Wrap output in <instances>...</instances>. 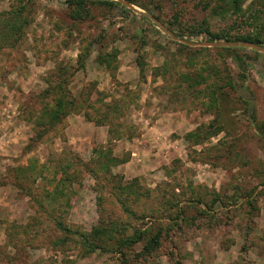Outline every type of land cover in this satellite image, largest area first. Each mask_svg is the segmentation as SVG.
Instances as JSON below:
<instances>
[{"label":"rangeland","instance_id":"obj_1","mask_svg":"<svg viewBox=\"0 0 264 264\" xmlns=\"http://www.w3.org/2000/svg\"><path fill=\"white\" fill-rule=\"evenodd\" d=\"M34 1L33 21L25 29L23 42L16 50H0V264L12 257L18 264H121L111 252L81 256L77 249L64 253L46 248L50 222L36 212L28 195V188L39 196L52 190L51 180L62 176L59 162H68L67 156L91 162L101 155L98 150L120 159L112 164L113 174L127 181L138 179L141 191H149L148 198L132 202L134 209L147 215L143 221L131 218L138 227L150 226L153 211L167 216L152 219L154 228L158 223L166 226L168 215L174 216L177 209L161 213L165 200H182L191 218L198 214V204L183 199L201 195L208 205L220 195L215 204L217 218L209 213L194 222L180 220L170 239L148 261L142 257L140 264H264V194L256 197L264 187V52L246 47L237 55H226L233 78L253 96L255 118L235 90L227 88L226 96L219 91V105L209 109L207 82L189 88L179 80L181 72L198 71L192 59L220 64L223 53L220 56L215 47L233 46L205 45L210 41L204 35L189 36L184 28L208 20L215 31L233 28L232 33H248L252 27L245 18L216 15L213 10L222 4L220 0H139L143 5L114 0L134 13L124 12L121 5L91 3L93 16L80 27L105 33L101 51L116 48L117 52L107 65L95 45L80 67L82 43L59 29L69 23L67 0ZM14 2L0 0V11ZM183 42L194 49L210 47L206 58L184 48ZM166 62L167 73L161 69ZM60 68H68L64 77L71 96L86 100V105L28 148L37 130L26 119L27 107L48 86L47 79L61 73ZM156 68L161 69L157 76ZM120 99L125 102L120 112L115 107L117 118L99 124L98 110L109 103L116 106ZM218 125L224 129L215 134ZM191 132L197 137L189 136ZM31 163L45 166L44 177H29ZM95 182L84 173L80 180L66 183L62 198L67 221L87 231L98 224L102 210ZM252 189L255 204L247 197ZM109 195L107 209L121 214L120 205ZM142 246L133 247L140 251Z\"/></svg>","mask_w":264,"mask_h":264},{"label":"trees","instance_id":"obj_2","mask_svg":"<svg viewBox=\"0 0 264 264\" xmlns=\"http://www.w3.org/2000/svg\"><path fill=\"white\" fill-rule=\"evenodd\" d=\"M11 6L0 11V50L9 49L16 50L17 47L23 42L25 29L32 23L33 11H35V1L34 0H15ZM132 3H138V5H143L139 0H129ZM219 8H215L213 11L216 15L231 16L233 14H239L244 17V21L247 25L252 27L251 31L248 33L235 32L232 33V29H221L215 31L211 28V24L208 20L202 21L199 25H193L191 28H184V33L189 36L204 35L206 41H248L254 42L259 45L264 46V0H251L248 7L244 8V4L247 0H220ZM67 16L69 18V23L62 25L59 29L67 33L70 37L74 38L75 41L82 43L81 51L78 55V63L80 67L84 66V61L90 56L93 47L99 45V58L103 59V63L111 65L113 57L116 56V48L107 50L106 52L101 51V47H104L103 41L106 38L105 33L94 34L89 30H84L81 28V24L91 19L93 16L91 12V3H102L109 5H121L124 12H136L133 8L128 7L126 4L119 3L114 0H67ZM142 16H144L142 14ZM145 17H147L145 15ZM184 48L188 50L197 51L201 58H206L205 54L209 51L210 47L202 46L197 49L190 46L187 43H180ZM215 49L219 50L220 56L223 53L222 63L216 64L205 60L204 62H195L191 60L192 65H199L198 71L195 73L193 71L181 72L179 80L188 83L189 88L197 87L202 83H208L206 87V93L210 98L207 108H216L219 105L220 97L222 93L223 96L228 95L227 88L235 90L239 93L241 101L246 105V110L252 118H255L254 112L256 108L254 106V99L251 93L247 90L243 83L239 84L233 78L231 72V66L226 58V55H237L240 50L246 49V47L240 46H217ZM255 53H262L258 50L252 49ZM222 51V53H221ZM225 53V55H224ZM222 64V65H221ZM162 72H169V63L166 62L161 68ZM160 68H156L155 74L159 75L161 72ZM62 70V71H61ZM61 73L56 72L47 79L48 86L42 91V93L37 94L34 102L29 104L27 108L28 119L35 124L37 134L32 137V142L28 148H32L36 145V142L44 139V136L48 133L55 131L60 124H62L65 118L72 111H80V108L85 107L86 100H81L73 98L71 96V91L66 86L64 73L68 71V68H60ZM205 72L207 74H205ZM142 74L144 71L142 70ZM242 77H246L243 73ZM240 74V75H241ZM55 77V78H54ZM214 78L212 83L208 80ZM245 79H243L244 81ZM222 82V83H221ZM219 91L221 92L219 94ZM124 100L120 99L116 101V106L112 103L107 104L106 108H101L98 110L100 118L97 119L99 124H110L111 121L117 118V111L115 107L120 112V108L124 105ZM92 107V104L88 105ZM23 108V105L22 107ZM91 117V116H90ZM217 119V118H216ZM27 121V120H26ZM211 123L212 125L214 124ZM218 133L224 128L218 125ZM264 127V122H263ZM189 136L197 137V133H189ZM187 135V136H188ZM200 135V132L199 134ZM200 140H198L199 142ZM203 141V140H201ZM99 158L94 161L87 162L82 160L79 156H67L66 159L70 160L66 163H59L61 167L62 176L51 180L53 185L52 190H44V194L39 196L36 195L32 188H28V195L33 203V207L36 212L40 214H45V218L50 222L49 233L44 238L45 246L48 249H55L66 253L69 249H77L79 255L88 256L97 251L102 253L111 252L117 254L118 261L121 264H140L143 257L144 260L148 261L155 253L163 246L165 239H170V231L173 230L175 226H180L179 221L188 220L194 222L198 218H206L210 213L211 218L216 217V201H219L220 195L213 199V201L206 203L205 205L202 196L200 195L197 199L192 197H186L183 199L189 203L198 204V214L194 217L189 218L186 215L187 206H183L182 200L176 202L174 200H165L163 206L160 207L161 213L168 212L176 207V214L174 216L168 215L166 221L168 224L163 226L162 223H158L155 229L153 224H151L152 219L155 221L162 220L167 216H160L156 211L150 212V226L149 227H138L131 222V218H135L137 221H143L146 214L140 213L138 210L132 207V202L140 201L143 198H148L149 191H141V187L138 183V179H132L127 181L124 179L123 175H115L111 172L112 164H117L120 159L113 157L110 151L104 152L98 150ZM98 154V153H97ZM58 165V166H59ZM57 166V167H58ZM30 173L29 177L33 176L36 179L39 177H44V167H38L37 164L31 163L28 166ZM23 172V171H22ZM28 172V171H27ZM21 173V171H20ZM59 172L56 171L55 174ZM86 174H90L96 180L94 189L98 193V202L102 206L101 216L98 224L92 228L91 231H87L81 226L69 223L65 218V209L62 198L66 196V183H73L78 181L81 177ZM19 176H17L18 178ZM264 183V182H263ZM264 186V184H262ZM254 189V188H253ZM247 192V197L249 198V203L255 204L251 197H254V190ZM107 194L112 197L113 202L120 205L122 210L121 214H116V212L110 211L106 207V202H109ZM264 194V187L257 192V198ZM244 196L246 197L245 193ZM255 200L257 201V198ZM46 200V201H45ZM48 200V201H47ZM174 201V202H171ZM49 205V207L47 206ZM69 202L66 204L68 207ZM204 205V206H203ZM36 216L33 217L35 219ZM172 221V222H171ZM143 223V222H142ZM181 228V227H180ZM52 230V231H51ZM165 233V234H164ZM47 238V239H46ZM136 243L142 244L140 251L136 250L133 246ZM174 256V253H170ZM148 256V257H147ZM10 257V256H9ZM13 262L17 263V258L12 257L8 260L9 264Z\"/></svg>","mask_w":264,"mask_h":264},{"label":"water","instance_id":"obj_3","mask_svg":"<svg viewBox=\"0 0 264 264\" xmlns=\"http://www.w3.org/2000/svg\"><path fill=\"white\" fill-rule=\"evenodd\" d=\"M208 46H217V45H233V46H245L250 48H255L261 52H264V46L256 44L254 42L242 41V42H206L204 43Z\"/></svg>","mask_w":264,"mask_h":264}]
</instances>
